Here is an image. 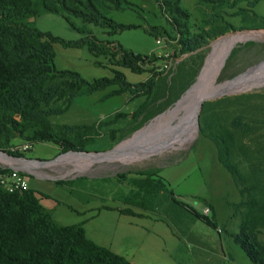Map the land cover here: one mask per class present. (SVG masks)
I'll return each mask as SVG.
<instances>
[{
    "label": "rangeland",
    "instance_id": "rangeland-1",
    "mask_svg": "<svg viewBox=\"0 0 264 264\" xmlns=\"http://www.w3.org/2000/svg\"><path fill=\"white\" fill-rule=\"evenodd\" d=\"M127 1L131 5L129 8L107 14L117 24L135 27L119 34L108 35L109 29L83 23L75 17L70 20L78 30L100 41L119 43L136 55H146L140 72L132 73L109 55L94 59L85 48L53 45L54 65L59 71L76 72L88 81L103 77L114 79L113 71L119 75L103 90L76 97L65 113L51 118L57 125L82 127L73 131L83 135L72 141L76 150L62 152L60 145L34 143L24 152L23 158L43 162L61 155L56 163L26 177L29 189L62 202L68 200L70 193L74 194L70 188L75 192L81 187L93 193L110 192L120 198V208L125 213L171 224L184 247L174 256L179 264H251L231 239V234L237 232L238 222L237 216L232 217L235 209L231 205L238 203L240 198L229 173L215 163L216 146L209 135L225 140L229 158L246 176L247 187H256L259 195L264 186V86L206 99L198 112L195 136L170 144L164 150L156 146L146 160L120 163L99 159L81 170L76 168L82 167L83 161L74 166L63 163L62 158L76 154L74 152L102 153L116 149L174 108L198 80L217 40L235 33L264 32V0L254 8L246 0L235 4L231 0L219 3L217 0ZM163 3L173 7L176 3L184 16L172 14V7L164 8ZM32 23L40 32L63 40L74 41L82 36L60 15L42 14ZM147 29L153 36L145 32ZM158 39L160 45L156 43ZM193 45L198 46L188 50ZM227 54L215 85L225 83L255 64L233 80L263 67L264 37L238 42ZM22 143L23 140L15 139L8 150L16 151ZM166 164L200 172L217 206L216 213L222 216L216 220V228L193 215L194 211L204 215L201 208H206V204H195L191 199L185 200L186 197L177 200L159 181L157 171ZM230 179L232 183L228 184ZM255 191L251 194L255 195ZM45 203L52 205L48 201ZM52 213H56L57 222L63 226L76 221V214L62 205ZM207 213L215 223L209 208ZM262 230L264 240V228ZM166 248L169 250L170 245Z\"/></svg>",
    "mask_w": 264,
    "mask_h": 264
},
{
    "label": "trees",
    "instance_id": "trees-1",
    "mask_svg": "<svg viewBox=\"0 0 264 264\" xmlns=\"http://www.w3.org/2000/svg\"><path fill=\"white\" fill-rule=\"evenodd\" d=\"M231 1L235 4L241 0ZM260 1L246 0L252 8ZM162 5L172 7V14L184 16L176 3L174 7L169 3ZM130 6L127 0H0V151L22 156L8 150L15 139L30 145L53 143L60 145L62 152L76 150L72 141L83 135L73 131L82 127L57 125L51 118L65 113L76 97L111 85L119 73L113 71L114 79L103 77L88 81L76 72L59 71L54 65L53 45L85 48L94 59L109 55L132 73L140 72L146 55H136L119 43L100 41L78 30L70 20L75 17L83 23L109 29L107 34L113 36L135 27L117 24L107 14ZM42 14L60 15L82 36L68 41L40 32L30 19L35 20ZM145 32L153 36L150 29ZM95 65L98 66L97 61ZM209 138L216 146L217 161L231 176L240 198L238 203L231 205L235 209L232 217H238L237 232L231 234V239L251 264H264V240L261 238L264 186L259 195L256 187H247L246 176L229 158L225 140L213 134ZM253 190L255 195L251 194ZM39 197L41 194L32 189L9 194L0 188V264H131L87 239L81 224L63 226L53 220L50 212L41 206ZM206 205L215 213L210 203ZM193 215L216 228L208 216L195 211Z\"/></svg>",
    "mask_w": 264,
    "mask_h": 264
},
{
    "label": "crops",
    "instance_id": "crops-1",
    "mask_svg": "<svg viewBox=\"0 0 264 264\" xmlns=\"http://www.w3.org/2000/svg\"><path fill=\"white\" fill-rule=\"evenodd\" d=\"M178 141L181 140L171 144ZM156 146H162L159 149L164 150L169 145ZM216 160L217 156L215 163L220 166ZM169 166L166 164L158 169L156 175L159 181L177 200L186 197L185 200L191 199L195 204L201 203L202 206H205L206 202L210 203L215 212L211 215L216 224V220L222 216L216 213L217 206L210 198L200 172ZM231 183L230 179L228 184ZM70 189L74 194L70 193L66 202L50 199L43 194L39 197L41 206L50 212L53 220L57 222L56 213L52 211L62 205L68 212L76 214V221L71 225L81 224L87 239L123 257L131 264H179L174 256L184 247L181 237L171 224L153 217L122 213L120 198L110 192L93 193L85 187H81L77 192ZM47 201L52 205H45ZM206 208L208 209L207 206ZM166 245H170L169 250Z\"/></svg>",
    "mask_w": 264,
    "mask_h": 264
},
{
    "label": "bare ground",
    "instance_id": "bare-ground-1",
    "mask_svg": "<svg viewBox=\"0 0 264 264\" xmlns=\"http://www.w3.org/2000/svg\"><path fill=\"white\" fill-rule=\"evenodd\" d=\"M262 37H264V32H243L217 40L212 45L211 52L198 77L197 86L192 87L174 108L161 115L150 125L137 132L131 139L123 142L108 154L96 156L69 154L62 158L63 163L73 164L74 166L83 161L84 164L82 167L76 168L77 170L87 168L99 159L107 162L129 163L148 158L155 151L156 145H170L176 140L186 141L193 138L197 131L196 115L198 114V102L201 98H213L264 86V66L230 83L226 82L220 85H215L214 83L225 56L236 43L248 39L259 40ZM128 155H134V157H129ZM121 157H125L124 160H121ZM33 167L35 168L36 166Z\"/></svg>",
    "mask_w": 264,
    "mask_h": 264
},
{
    "label": "built area",
    "instance_id": "built-area-1",
    "mask_svg": "<svg viewBox=\"0 0 264 264\" xmlns=\"http://www.w3.org/2000/svg\"><path fill=\"white\" fill-rule=\"evenodd\" d=\"M156 43L160 45L161 41L158 39ZM30 146V144L25 143L15 148L16 151L12 150L13 152L21 154L22 156L20 157L12 156L6 152H0V188L2 191L13 194L28 190L29 184L26 177L31 175L34 176L33 173L35 170L54 163L23 158L24 152L27 151ZM33 166H36V168ZM202 212L207 216L208 209L204 208Z\"/></svg>",
    "mask_w": 264,
    "mask_h": 264
},
{
    "label": "water",
    "instance_id": "water-1",
    "mask_svg": "<svg viewBox=\"0 0 264 264\" xmlns=\"http://www.w3.org/2000/svg\"><path fill=\"white\" fill-rule=\"evenodd\" d=\"M34 19L33 18H31L30 19V21L32 22ZM230 51V50H229ZM229 53V52H228ZM228 55V54H227ZM227 55L225 56V59H226V57H227ZM224 59V60H225ZM223 63H224V61H223ZM256 65V64H255ZM255 65H253V66H251L250 68H252V67H254ZM250 68H248L247 70H245L244 72H241V73H239V74H237V75H235V76H233L231 79H229L228 81H226L227 83H230L234 78H236V77H238V76H240V75H242L243 73H246ZM225 82V83H226ZM195 86H197V81L195 82V84L192 86V87H195ZM191 87V88H192ZM190 88V89H191ZM190 89H188L187 90V92L190 90ZM186 92V93H187ZM218 97V96H217ZM214 98V97H213ZM182 99V98H181ZM181 99L179 100V101H177V103L176 104H178V103H180V101H181ZM206 99H209V98H201L200 100H199V102H198V112H199V110H200V108L202 107V105H203V102L206 100ZM197 116H198V114L196 115V126H198V123H197ZM112 151H114V149H112V150H110V151H107V152H100V153H96V152H92V153H89V152H84V151H81V152H74V153H76V154H85V155H105V154H108V153H110V152H112ZM1 153H5V152H3V151H0ZM9 156V155H8ZM61 156V155H60ZM60 156H58L55 160H52V161H45V162H48V163H53V162H55L56 160H58L59 159V157ZM13 158V157H12Z\"/></svg>",
    "mask_w": 264,
    "mask_h": 264
}]
</instances>
